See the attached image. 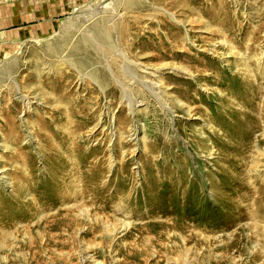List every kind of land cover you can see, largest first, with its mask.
I'll use <instances>...</instances> for the list:
<instances>
[{
	"label": "rangeland",
	"instance_id": "obj_1",
	"mask_svg": "<svg viewBox=\"0 0 264 264\" xmlns=\"http://www.w3.org/2000/svg\"><path fill=\"white\" fill-rule=\"evenodd\" d=\"M117 2L0 0V264H264V0ZM96 10L111 49L45 40Z\"/></svg>",
	"mask_w": 264,
	"mask_h": 264
},
{
	"label": "bare ground",
	"instance_id": "obj_2",
	"mask_svg": "<svg viewBox=\"0 0 264 264\" xmlns=\"http://www.w3.org/2000/svg\"><path fill=\"white\" fill-rule=\"evenodd\" d=\"M117 1H118L117 3H119L122 6V9H124V10L134 9L135 3H136V0H117ZM187 5H188V3H187ZM184 7H187V6L184 5ZM105 9L106 10L105 11L103 10L101 13L108 12L107 8H105ZM159 9H161V8H159ZM161 10L163 12L162 13L163 14L162 18H164L165 26H169L168 28L173 27L175 23H172V21L169 20L168 18L175 19L174 13H172V12L170 13V11L163 10V9H161ZM98 14H99V10H96L95 12L90 13L89 15L85 16L84 18L75 17L76 18L75 19V25L73 23H71V21H69L70 18H68L67 20H64V22L62 24H60L59 26H56V24H53L52 28L48 29V30L51 29L52 31L51 32L48 31V35L45 36V37H48V38H45V40H49L50 39L49 37H53L54 41L59 38L61 41L64 42V44H67V42L72 40L74 35L78 32L81 35H80L79 38H77L76 42L73 43V48H78L79 44H80V41L84 42L85 41L84 39H86V38H92V40H93L92 42H94V44H97L98 46H100L99 42L95 41L96 38H94V32L91 31V29L93 28L94 30L99 32L100 38L105 43L106 47L108 49H111V46L108 45L110 43V39L109 38H110L111 30H116V28L119 25H123L124 13L119 11V12H116L113 16H111V15H102V16H99L96 19L92 20ZM166 16H168V17H166ZM90 20H92V21H90ZM116 20L117 21L119 20V22H115ZM165 20H168V21H165ZM88 24H90V25H88ZM48 25L49 24L46 23V26H48ZM171 30L173 31V29H171ZM169 32L171 33V31H169ZM185 32H186V35L183 36L182 38L180 37V35H181L180 33H178V34L176 33L174 35L172 33L171 34L167 33L166 34V39L167 40H169V39L174 40V39L177 38V40H178L179 38H181V40L185 41L187 45L194 46L193 45V40H192V38L189 35V30L186 29ZM49 42H51V41H49ZM145 42H148V40L144 39V43ZM220 42H221V45H223V46L226 45V42H224V41H220ZM213 46L214 45H212L210 47V50L214 49ZM146 48H147L146 46H142V51H144ZM155 49H157L158 54L156 56H154V59L156 58V59L159 60V59H165L167 57L168 54H167V50L165 49L164 45H162L160 43H156L155 44ZM154 53H156V52H154ZM182 54L185 55L187 58L194 59L192 56H190V55H188L186 53H182ZM222 54H224V52H222ZM194 60L197 63H202V64H206V63L209 62L206 58L201 59L202 61H200L199 59L198 60L194 59ZM215 68H214V70H215ZM183 69L187 70L184 67H183ZM244 69L246 70V72L249 75V72L251 71L250 70L251 68L248 69V65L246 64ZM156 72H157V70L154 71V72L151 71V74H155ZM218 81H223V79L222 78L218 79ZM140 83L143 84V86L145 88H147L149 90V92L155 98L159 99V102H160L161 105H164L163 102H162L163 100H161V97L163 96L164 91L162 90L163 87L161 86L160 80L151 81L150 83H151V85L153 87L149 86L143 80L140 81ZM241 86H242V82H241L240 86L238 88H236V89L239 90L241 88ZM243 92L247 93V98L245 99V107L248 106L251 109V112H254V113L257 112V110H256V108L254 107V104H253L254 103L253 102V97L255 96V93H249L248 91H243ZM242 110L243 109H241L239 111H234V116L235 117H233L229 122L225 123V125L228 128L229 127L230 128L234 127L235 126L234 123L238 124V125H236L237 132L234 133V135H236L237 137L239 135V138L237 139V142H240V141H243L245 139H248L250 137V134L253 131V128L256 126L255 115L250 113V112H248V110H245V112H243ZM185 111L188 113V115H190V112H189L190 108H185ZM259 113H260L262 119L264 120V106L261 108V110L259 109ZM229 133H232V132L229 131Z\"/></svg>",
	"mask_w": 264,
	"mask_h": 264
}]
</instances>
